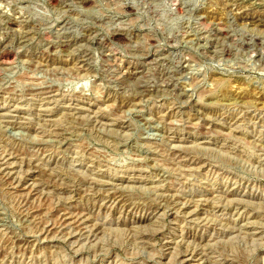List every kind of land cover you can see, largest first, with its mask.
<instances>
[{
	"label": "rangeland",
	"instance_id": "1",
	"mask_svg": "<svg viewBox=\"0 0 264 264\" xmlns=\"http://www.w3.org/2000/svg\"><path fill=\"white\" fill-rule=\"evenodd\" d=\"M0 164V264H264V0H0Z\"/></svg>",
	"mask_w": 264,
	"mask_h": 264
},
{
	"label": "bare ground",
	"instance_id": "2",
	"mask_svg": "<svg viewBox=\"0 0 264 264\" xmlns=\"http://www.w3.org/2000/svg\"><path fill=\"white\" fill-rule=\"evenodd\" d=\"M4 163H5V162H4ZM4 163H3V164H4ZM6 164H7V163H6ZM0 165L2 166V164H0ZM5 168H6V167H5ZM6 169H7V168H6ZM7 171H8V170H7ZM84 223H85V222H84ZM84 228H85V227H84Z\"/></svg>",
	"mask_w": 264,
	"mask_h": 264
}]
</instances>
